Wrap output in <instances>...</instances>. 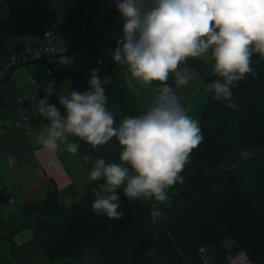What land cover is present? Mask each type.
Instances as JSON below:
<instances>
[{
  "label": "trees",
  "instance_id": "trees-1",
  "mask_svg": "<svg viewBox=\"0 0 264 264\" xmlns=\"http://www.w3.org/2000/svg\"><path fill=\"white\" fill-rule=\"evenodd\" d=\"M46 6L69 24L70 42L82 27L94 28L83 0H49ZM98 37L99 33L88 36L79 46L97 45ZM29 63L33 62L19 65ZM252 66L259 75L248 74L232 89L238 111L214 100L209 90L198 122L203 142L181 173L183 183L168 189L164 203L129 200L120 189L118 210L123 216L109 219L92 208L93 189L103 181L90 179L84 195L66 210L59 207L55 192L34 203V234L50 263L66 259V264H73L90 252L96 264H205L199 252L204 247L206 264H226L228 241L232 251L243 250L252 263L264 264V58L254 54ZM78 75L82 88L75 92L82 94L89 90L92 74L78 71ZM215 79L211 67L205 83ZM60 94L70 92L55 86L48 103L63 115ZM45 95L41 85L40 93L24 103L30 123L47 122L36 111ZM239 153L245 158L230 162ZM154 210L162 214L155 222Z\"/></svg>",
  "mask_w": 264,
  "mask_h": 264
},
{
  "label": "clouds",
  "instance_id": "clouds-1",
  "mask_svg": "<svg viewBox=\"0 0 264 264\" xmlns=\"http://www.w3.org/2000/svg\"><path fill=\"white\" fill-rule=\"evenodd\" d=\"M117 9L124 24L114 61L126 65L131 77L145 87L160 84L147 110L115 126L96 70L88 91L59 95L63 115L48 103L51 87L36 105L47 121L36 142L50 154L77 155L79 144L71 137L94 148L117 139L122 149L120 163L83 157L94 163L90 180L103 181L93 189L94 212L115 220L123 216L118 210V190L129 200L164 203L169 199L168 189L183 183L181 173L192 151L203 142L198 121L189 115L190 107L181 103L167 83L170 75L177 87L188 85L190 77L180 65L210 54L212 75L218 79L207 87L214 100L238 111L232 89L248 74L259 75L252 66L254 54L264 58V0H149L148 6L143 0H119Z\"/></svg>",
  "mask_w": 264,
  "mask_h": 264
},
{
  "label": "crops",
  "instance_id": "crops-1",
  "mask_svg": "<svg viewBox=\"0 0 264 264\" xmlns=\"http://www.w3.org/2000/svg\"><path fill=\"white\" fill-rule=\"evenodd\" d=\"M13 1L0 0L1 65L9 64L13 57L21 55L27 47L49 43L44 37L45 29L58 32L53 42L57 50L69 44L72 32L68 23L65 25L61 22L63 18L57 16L55 27H46L43 32L34 30L35 19L40 13L33 11L31 18L25 20L24 11L18 9ZM118 2L83 0L93 26L101 23L97 33L103 64L97 67L98 77L105 89L107 108L113 113L115 126H119L124 118L145 112L160 87L158 82L145 87L131 77L126 65L116 63L113 59L117 41L123 36L124 19L117 9ZM143 4L148 6L147 0H143ZM33 9L28 8V11ZM49 12L42 18L50 20L56 16ZM63 29H66L64 33ZM86 48L82 45L66 55L57 54L50 61L14 66L8 77L0 83V264H51L34 234L36 217L32 205L44 200L52 192L56 193L57 203L62 210L79 201L94 167V163L84 161L85 155H90L93 161L102 158L106 163H120L122 149L115 137L96 148L71 137L70 141L79 144L77 155L73 156L67 151L50 154L36 142L37 133L47 122L17 124L13 121L20 98L29 96L28 99L33 100L40 93L41 85L46 89L59 86L66 92L81 89L78 71L90 73V65L95 60L86 55ZM211 67L210 54L204 58H189L180 65V69L186 70L190 77L188 85L177 87L174 75H170L167 81L181 103L190 107L189 115L198 122L208 97L209 88L205 78ZM47 68L56 73V82L47 80ZM31 78L39 83L38 89H33ZM27 124H30L29 127ZM9 156L16 160L12 167L7 162ZM54 264L66 263L61 260ZM73 264L96 263L90 252H84Z\"/></svg>",
  "mask_w": 264,
  "mask_h": 264
},
{
  "label": "built area",
  "instance_id": "built-area-1",
  "mask_svg": "<svg viewBox=\"0 0 264 264\" xmlns=\"http://www.w3.org/2000/svg\"><path fill=\"white\" fill-rule=\"evenodd\" d=\"M149 4V0H147ZM101 23L98 22L93 29L87 31L85 27L81 28L80 35L75 38V40L69 42V44L60 50H57L53 44V42L56 40V34L52 29H45L44 30V37L48 39L50 42L41 46L36 47H27L24 52L19 55L15 56L11 59V62L6 65L0 64V82L4 81L8 75L11 72V69L13 66L19 65L24 62H36L39 60H51L54 55L57 54H67L72 49H75L79 46V44H82L85 42L86 38L88 36L94 35L97 33V31L100 29ZM86 55L87 56H94L95 60L93 62L94 67L90 69L91 74L93 73V70L97 71V67L103 64V60L100 56V45H93V46H86ZM46 78L47 80H50L52 82H56L57 76L54 70L47 68L46 69ZM31 83L33 86V89L36 90L39 87V83L34 79L31 78ZM29 96H23L19 100V108L17 110V113L13 119L15 123L19 122H26L29 123V117L23 112L22 108L24 103L27 101ZM30 124H27V127H29ZM7 162L9 167H12L16 160L13 156L7 157ZM159 215V211L154 210L151 212V217L153 218V221L157 219V216ZM225 246L227 247L228 254H227V263L226 264H254L250 261L247 254L243 250L238 251H232V247L228 241L225 242ZM200 254L202 255V259L205 263L208 261V255L206 248L202 247L199 250Z\"/></svg>",
  "mask_w": 264,
  "mask_h": 264
},
{
  "label": "rangeland",
  "instance_id": "rangeland-1",
  "mask_svg": "<svg viewBox=\"0 0 264 264\" xmlns=\"http://www.w3.org/2000/svg\"><path fill=\"white\" fill-rule=\"evenodd\" d=\"M13 2L15 3V5L17 6L18 9H20L21 11H24L23 15L25 17V20H29V18H31V16H32L31 14H33V11L40 13L39 17H37L35 19L36 23L34 22V26H33L34 30H37V31L40 30L43 32V30L46 27H49V28L55 27L54 20L58 18L57 16L52 17L53 15H51L52 19H50V20L48 18L47 19L42 18L43 15L48 14V10L51 12L50 8L48 6H46V4L48 3L47 0H41V1H39V0H14ZM42 4H45V7H42L41 6ZM28 8H34V9L32 11H28ZM61 22H63L65 25H67V21L65 19H63V20L61 19ZM62 31L64 33L66 31V29H63ZM161 217H162V214L159 211V215L157 216V220H159ZM62 261H63V263L64 262L66 263L67 260L63 259ZM210 264H212V263L210 262Z\"/></svg>",
  "mask_w": 264,
  "mask_h": 264
},
{
  "label": "water",
  "instance_id": "water-1",
  "mask_svg": "<svg viewBox=\"0 0 264 264\" xmlns=\"http://www.w3.org/2000/svg\"><path fill=\"white\" fill-rule=\"evenodd\" d=\"M243 158H245V154L244 153H239L236 156H234L232 159H230V162L236 163V162L240 161Z\"/></svg>",
  "mask_w": 264,
  "mask_h": 264
}]
</instances>
